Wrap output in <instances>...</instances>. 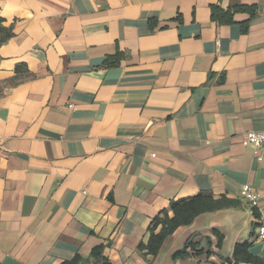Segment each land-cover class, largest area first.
Returning <instances> with one entry per match:
<instances>
[{
    "label": "crops",
    "instance_id": "obj_1",
    "mask_svg": "<svg viewBox=\"0 0 264 264\" xmlns=\"http://www.w3.org/2000/svg\"><path fill=\"white\" fill-rule=\"evenodd\" d=\"M0 18V264H92L100 244L112 264L264 258V160L242 143L264 130V0H0ZM201 191L238 204L139 250ZM189 241L203 253L175 259Z\"/></svg>",
    "mask_w": 264,
    "mask_h": 264
},
{
    "label": "trees",
    "instance_id": "obj_2",
    "mask_svg": "<svg viewBox=\"0 0 264 264\" xmlns=\"http://www.w3.org/2000/svg\"><path fill=\"white\" fill-rule=\"evenodd\" d=\"M254 7L250 6H238L233 9L224 10L218 5L212 6V18L220 23H231L234 19L236 12H251L254 14ZM2 18H0V44L12 35L11 27L4 26L2 24ZM154 24V23H153ZM115 60L119 62V57L113 59L108 57L106 60L107 65H113ZM238 204L237 200L229 199L227 196L221 198H215L211 192L201 191L196 195L174 200L170 204L169 209L162 210L159 215L152 221L149 227V235L146 242L142 241L138 248L145 254L156 255L165 239L173 234L180 226L190 225L202 213L215 211ZM217 232V230H215ZM223 235L219 237L218 247H222ZM191 247L194 251L193 255L202 254V250L197 249L198 243L189 241L187 245L173 254L176 258H186L191 256L188 248ZM105 244L96 246L91 257L94 260L92 264H112L108 258L104 255ZM235 262H249L254 264H264V258L258 255H254L250 251V243L242 242L235 246L234 250ZM83 260L80 255H77L73 260L64 264H79ZM224 264V263H213Z\"/></svg>",
    "mask_w": 264,
    "mask_h": 264
},
{
    "label": "built area",
    "instance_id": "obj_3",
    "mask_svg": "<svg viewBox=\"0 0 264 264\" xmlns=\"http://www.w3.org/2000/svg\"><path fill=\"white\" fill-rule=\"evenodd\" d=\"M242 143L245 147L251 148L254 151L259 161L264 160V130L248 131ZM241 195L257 210V212L261 211L259 204L260 194L250 184L242 186ZM258 236L264 239V220L258 228Z\"/></svg>",
    "mask_w": 264,
    "mask_h": 264
},
{
    "label": "rangeland",
    "instance_id": "obj_4",
    "mask_svg": "<svg viewBox=\"0 0 264 264\" xmlns=\"http://www.w3.org/2000/svg\"><path fill=\"white\" fill-rule=\"evenodd\" d=\"M81 264H91L90 261L89 262H82Z\"/></svg>",
    "mask_w": 264,
    "mask_h": 264
}]
</instances>
